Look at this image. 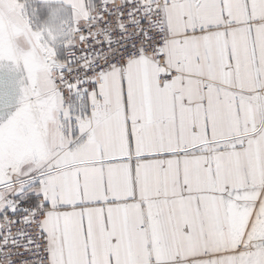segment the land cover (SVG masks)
Here are the masks:
<instances>
[{
  "label": "snow or ice",
  "instance_id": "1",
  "mask_svg": "<svg viewBox=\"0 0 264 264\" xmlns=\"http://www.w3.org/2000/svg\"><path fill=\"white\" fill-rule=\"evenodd\" d=\"M0 264H264V0H0Z\"/></svg>",
  "mask_w": 264,
  "mask_h": 264
}]
</instances>
